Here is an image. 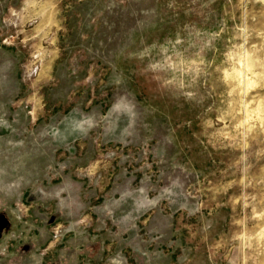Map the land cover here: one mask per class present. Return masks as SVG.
I'll use <instances>...</instances> for the list:
<instances>
[{"label":"rangeland","instance_id":"374dc122","mask_svg":"<svg viewBox=\"0 0 264 264\" xmlns=\"http://www.w3.org/2000/svg\"><path fill=\"white\" fill-rule=\"evenodd\" d=\"M0 264H264V0H0Z\"/></svg>","mask_w":264,"mask_h":264}]
</instances>
